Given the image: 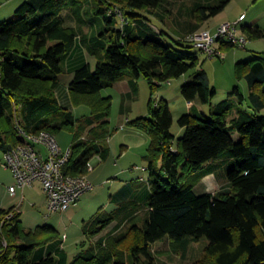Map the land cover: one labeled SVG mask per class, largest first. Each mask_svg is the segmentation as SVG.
Listing matches in <instances>:
<instances>
[{"label": "trees", "instance_id": "trees-1", "mask_svg": "<svg viewBox=\"0 0 264 264\" xmlns=\"http://www.w3.org/2000/svg\"><path fill=\"white\" fill-rule=\"evenodd\" d=\"M185 1L173 11L175 1L170 0H25L14 18L0 23L2 153L20 141L19 129L52 136L72 130L62 172L86 176L90 160L105 161L110 154L112 99L102 95V89L127 79L135 91L142 77L151 91L147 114L127 122L149 136L144 155L149 177L146 185L135 182L136 188H149L147 199H129L133 187L125 186L122 197L111 198L116 206L112 211H100L83 224V234L95 240L69 263L62 247L48 248L56 239L53 226L27 229L15 206L0 208V264H154L151 243L165 237L173 248L183 250L191 240L206 238L207 264H264V115L238 107L228 120L233 103L225 99L211 105L215 89L202 68L195 69L193 80L180 90L187 102L210 104V116L190 105V111L177 118L184 132L175 143L168 103L152 102L156 88L199 65L186 37L231 0ZM64 10L71 12L75 25L69 24ZM167 18L177 28L174 35L162 26L159 31L153 28L155 21L167 27ZM87 23L91 35L82 33ZM241 28L247 40L264 37L259 26ZM77 36L95 59L94 67L88 62L76 67L68 83L71 105L89 108L90 114L81 118L63 107L55 92ZM234 46L220 41L218 48ZM235 73L249 87V106L263 109L264 54L237 61ZM229 94L240 103L244 100L237 87ZM208 172L227 181L214 192L196 193L194 186ZM108 227L110 232L100 235Z\"/></svg>", "mask_w": 264, "mask_h": 264}, {"label": "rangeland", "instance_id": "rangeland-1", "mask_svg": "<svg viewBox=\"0 0 264 264\" xmlns=\"http://www.w3.org/2000/svg\"><path fill=\"white\" fill-rule=\"evenodd\" d=\"M170 1H175L173 11H176V7L179 6L182 0ZM22 2L24 0H0V23L3 20L14 18L15 11ZM185 3L189 4L190 0H186ZM63 14H65V10ZM240 14H243L244 18L238 27L239 33L243 34L241 28L243 25H256L264 29V0H231L223 11L203 22L199 30H208L214 33L218 28L217 23L222 18L228 17V19L232 20L230 22H233L239 18ZM65 17L68 22L75 24L70 11L66 12ZM118 19L120 20L119 17ZM183 19L181 17V21ZM166 21L168 23L167 27L163 23L155 21L153 28L159 31L158 27L162 26L169 34L174 35V31L177 28L171 19L167 18ZM119 23L120 21H118ZM89 27L87 23L83 28L87 30ZM165 37L169 39L167 36ZM190 50L197 54L199 65L195 68H190L179 77L165 81L156 88L152 95V102L165 100L170 107L173 117L171 132L174 135V143L184 132V129L178 124L177 118L181 114L190 111L188 102L181 94L180 87L182 84L193 80V72L197 68L205 70L211 86L215 89L211 105L214 106L222 100L231 99L233 108L228 120L237 115L238 107L255 116L264 115V108L256 111L249 106L247 99L249 87L245 80L238 79L235 73V63L237 61L251 59L254 56L264 54V37L247 40L244 48L239 46H234L230 49L221 48L223 58L209 56L194 46ZM88 57L93 59L91 64L94 67V57L90 55ZM69 78H72V76L70 77L67 73L61 75L62 81H67ZM136 81L137 92L132 101V110L127 115L120 112L122 98L120 89L107 87L101 91L102 95L111 96L112 99L108 118V127L112 131L108 138L110 154L105 161L95 162V158L92 159L93 166L86 174V179L91 183L92 188L79 199L75 206H71L63 212L48 214L45 194L39 182H35L31 187H25L22 193L17 189L16 194H12L8 187L14 184V177L10 169L2 165L3 158L0 151V208H9L15 205L19 210V219L27 229H33L37 225L44 224L53 226L57 231L56 239L53 243L60 247L63 246L62 248L67 254L68 263L75 254L88 247L91 242H94V239H88L83 234V224L90 221L100 211H112L116 206L111 201V198L122 197L124 188L129 183L141 182V184L146 185L148 180L149 170L143 155L146 153L149 144V136L146 132L127 123V117L132 120L147 114V105L151 97V91L146 80L139 77ZM235 87L244 95V100L241 103L236 96H230L229 94ZM193 104L204 115L210 116V104L203 103L199 99H195ZM73 114L75 117L81 118L88 116L90 112L86 106H77L73 108ZM236 135L235 133L234 136ZM54 137L60 149L64 151L72 143L73 131L65 129L54 134ZM217 180L219 184L222 182L225 184V181H227L226 177L219 173ZM210 186L211 184L208 183V188L213 191ZM216 188L218 186H215ZM109 230L110 227L103 230L100 235H105ZM83 241H85L84 246H82ZM206 244L207 239L204 237L198 240H191L187 248L183 250L178 247L173 248L168 237H165L163 240L151 243L150 248L154 264H207V259L204 255Z\"/></svg>", "mask_w": 264, "mask_h": 264}, {"label": "built area", "instance_id": "built-area-1", "mask_svg": "<svg viewBox=\"0 0 264 264\" xmlns=\"http://www.w3.org/2000/svg\"><path fill=\"white\" fill-rule=\"evenodd\" d=\"M114 14L122 20V12L118 8L114 9ZM243 18L242 14L233 22L220 23L214 33L198 30L189 34L186 39L209 56L223 58L218 48L220 41L227 40L235 46L245 47L247 38L238 30ZM19 136L20 141L2 153V165L10 169L15 180V184L8 187L9 191L14 194L17 188L24 189L31 187L34 182H39L45 194L48 214L63 212L75 206L92 185L86 176H70L62 172L70 149L61 150L55 137L46 131L34 133L19 129ZM92 166L93 161L90 160L89 170ZM12 216L13 212L9 213L7 218Z\"/></svg>", "mask_w": 264, "mask_h": 264}, {"label": "crops", "instance_id": "crops-1", "mask_svg": "<svg viewBox=\"0 0 264 264\" xmlns=\"http://www.w3.org/2000/svg\"><path fill=\"white\" fill-rule=\"evenodd\" d=\"M65 14H66V12H65ZM241 15L242 14H240L238 17H240ZM230 21H232V20L228 19V17L222 18L217 23V26L220 23L230 22ZM69 24L75 25V24H71V22H69ZM92 32H93L92 27H89L87 30H85L83 28V30H82V33H84L86 35H91ZM87 54H88V52H87L85 45L83 44L80 36H77V38L75 39V43H74L73 48L71 49L69 54L64 59V62H63L64 68H65L64 73H67V75H69L70 77L73 76V70L85 62H88L91 65V67H93L91 64V60H93V59H90L88 57L89 54L88 55ZM61 75H60L59 85L57 86V88L55 90L56 96L58 98L59 103L63 107H66L73 112L74 107L71 105L69 94H68V83L72 78H69V80H67V81H62L63 79H61ZM111 87H116V88L121 90L120 93L122 94V98H121V103H120V112L124 115H127V113H129L133 107L132 101L134 100V95L137 92V81H136V90L135 91L132 89V87H131V85L127 79L117 81ZM193 103H194V101L188 102V108L190 107V105H193V107H196L195 104H193ZM196 109L198 110L197 107H196ZM129 120L130 119L127 117V122ZM94 158H95L94 159L95 162L100 161L98 157H94ZM204 169L205 168H203L201 170H204ZM197 174H198V172H197ZM208 183L211 184L210 187L213 189V191H211V189L208 188ZM14 184H15V180H14ZM14 184H12V185H14ZM33 184H32V186H33ZM135 184H136L135 182H131L128 184V185H130V187H133L132 188L133 190L132 189L128 190L127 197L129 199L136 200L138 202L145 201L149 195V188L144 186V185H140L138 188H136V186L138 184L137 185H135ZM223 185H224L223 182L219 184V182L217 180V175L215 173L208 172L196 183V185L194 186V190L198 194L203 193V192H214L215 190H218L219 187H221ZM9 186H11V185H9ZM215 186H218V188L215 189ZM17 189H19L22 193L23 189H20V188H17ZM17 189H16V191H17ZM16 191L14 194H16ZM93 239L95 240V238H93ZM56 246H57V244L55 245V243H53L51 245H48V248L49 249H51V248L55 249ZM61 246H62V243H61ZM47 251H49V250H47Z\"/></svg>", "mask_w": 264, "mask_h": 264}, {"label": "bare ground", "instance_id": "bare-ground-1", "mask_svg": "<svg viewBox=\"0 0 264 264\" xmlns=\"http://www.w3.org/2000/svg\"><path fill=\"white\" fill-rule=\"evenodd\" d=\"M29 132V131H28ZM15 206V205H14Z\"/></svg>", "mask_w": 264, "mask_h": 264}]
</instances>
